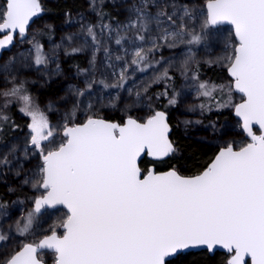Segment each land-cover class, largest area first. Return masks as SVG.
<instances>
[{"label": "snow or ice", "instance_id": "6c2138e0", "mask_svg": "<svg viewBox=\"0 0 264 264\" xmlns=\"http://www.w3.org/2000/svg\"><path fill=\"white\" fill-rule=\"evenodd\" d=\"M95 3L92 0L93 7ZM205 7L206 13L193 0H131L126 22L115 28L100 24L102 32L116 33L117 45L122 41L132 45L131 53L125 49L130 62L125 61L113 84L86 79L83 88H70L75 99L62 125L53 127L34 107L24 81L17 84L14 76L7 81L12 86L0 92L4 98L0 132L10 124L9 117L2 114L8 98L18 97L23 101L20 112L31 119L25 156L29 148L40 156L34 178L24 183L43 190L33 208L15 221V233L31 234L42 209L63 206L66 212L38 241L22 242L10 253L0 254V264H44L41 250L53 253V264H167V257L201 246L212 253L217 247L225 250L221 264H264V0H207ZM42 11L40 0H2L0 33L5 35L0 50L10 46L17 35L23 39L30 21ZM97 15L103 20L105 14L99 11ZM200 17L203 22L197 30L193 21ZM223 22L233 26L234 39L230 36L226 41L225 54L216 62L226 68L230 82L209 86L199 81L191 68L197 63L191 47L179 67L185 79L191 71L198 96L215 100L212 94L219 92L216 109L233 108L249 141L238 148L234 142L227 143L196 175L183 176L175 168L160 173L153 167L142 170L138 166L142 155L160 159L177 151L168 138L166 113L153 110L145 120L126 113L122 123L111 122L94 114V105L85 106L82 97L96 83L124 88L130 68L141 73L151 69L150 78L127 89L129 95L135 89L137 100H142L154 84L173 79L169 69L175 64L165 59L162 49L199 45L208 39L210 26ZM87 34L93 45L100 44L93 26L87 27ZM29 43L36 51L34 64L46 66L40 46ZM80 51L82 47H72L65 54ZM104 52L108 54L109 49L105 47ZM157 53L159 59H155ZM122 59L116 56V60ZM13 62L10 58L0 65V73H9ZM95 63L94 52L90 64L95 67ZM86 71L80 70L81 74ZM233 92L241 94L240 103L232 102ZM161 95L169 94L164 91ZM177 95L168 98V105L178 103ZM115 99L118 97L109 106L115 107ZM200 108L208 110L203 103ZM81 111L84 119L77 122ZM15 153L13 145L0 155V168L9 165V157ZM6 207L0 202V209ZM7 216L6 211L0 212V217ZM12 230L9 225L5 232L0 221V249H6Z\"/></svg>", "mask_w": 264, "mask_h": 264}, {"label": "rangeland", "instance_id": "374dc122", "mask_svg": "<svg viewBox=\"0 0 264 264\" xmlns=\"http://www.w3.org/2000/svg\"><path fill=\"white\" fill-rule=\"evenodd\" d=\"M193 2L206 13L207 0H193ZM40 3L43 9L42 14L28 27L25 39L20 40L17 35L10 48L3 51V55L1 54L0 65L10 58H14V62L10 65L9 73H0V92L12 86L7 81L13 76L16 78L15 83L25 82L24 87L29 96L32 88L42 90V88L54 87V90L51 89L49 93L31 100L34 107L44 114L50 125L55 127L63 124L62 118L74 102L75 98L72 96L70 88H83L86 79L104 80L108 84H113L117 81L125 61L130 62L131 57L125 55V49L131 53L132 45L127 41H122L121 45H117L115 43L116 33L102 32L99 25L102 23L111 24L115 28L118 24L126 22L129 15L127 9L131 0H105L103 4L100 3V0H96L95 7L92 5V0H40ZM99 11L105 14L103 20L97 15ZM202 22L203 17L193 21L197 30ZM88 26H93L100 40L99 45H93L92 38L87 34ZM206 32L208 39L199 45H180L175 49H162L165 59L174 62L175 67L169 69V74L177 79V83L168 91V97L161 95L167 81L154 84L149 89L147 96L152 97L151 90L154 87L157 88V94L152 97L151 101L147 96L138 101L135 89H133V94L129 95L128 88H133L134 84H141L142 81H146L153 75L151 69L141 73L130 68L128 72L130 79L125 82L124 88H105L103 84L96 83L91 93L82 97L84 105L91 102L94 105L92 110L94 114L110 121L119 122L125 118L126 113L145 120L154 110L156 96L160 98L161 95L166 102L164 112L167 114L172 130L170 141L173 144L177 145L179 141H188L205 152L212 151V154L227 143L234 142L238 148L248 142V139L245 137L240 123L231 116L233 108L217 110L215 105L220 102L218 91L212 94L213 97H217L215 100L212 97L198 96L197 82L191 79V71L188 79L181 75L180 62L189 47L192 48L197 62L191 66L192 70L195 71L196 67L202 66L226 72V68L217 63L216 58L225 54V43L230 36L233 38L231 29L224 26L215 28L210 26ZM69 36L72 37L71 41L67 39ZM29 41H34L40 46L41 54L48 61L46 66L34 64L36 51ZM58 45L59 47H57ZM72 47H82V51L66 55V51L70 52ZM105 47L109 49L108 54L104 52ZM94 52L95 67L90 64ZM118 55L124 59L116 60ZM70 57L73 60L81 59L82 65L68 63L69 68L65 69L62 61L64 58L70 59ZM159 57L160 54L157 53L155 59H159ZM208 61H212V63L209 64ZM57 65H59L58 73L56 72ZM161 68L162 65H157V69ZM80 70L87 71L81 74ZM198 78L199 81L206 82L209 86L213 84L227 85L230 82L227 74L216 81H213L209 76L198 75ZM174 93L178 94V103L175 106H170L168 98ZM117 97L115 107L109 106V102ZM8 100L11 107L15 105V113L11 118L14 121L12 124L16 126L12 128L17 132L9 134L7 137H0V155L7 152L13 145L16 146V153L9 157L11 160L9 165L0 168V202L7 205L6 208L0 209V212L8 213L6 218L0 217V221L3 223L5 232L8 231L9 225L13 226V230L6 249H0V254L10 253L13 248L21 246L22 242L38 241L49 226L62 217L65 212L63 209L42 210L37 214L31 234L19 236L15 233V221L33 208V201L41 195L42 190L34 188L32 183H24L25 179L34 178V173L40 163L39 153L34 149L29 148L27 156H25L30 132L28 124L31 119L19 110L23 107V101L18 97H9ZM240 101L241 98L233 92L232 102L236 104ZM202 103L207 105L208 110L200 108ZM189 108L192 110L190 111ZM220 112H228L231 118L220 121L208 119L209 114ZM2 113H5V109L2 110ZM77 117V122H82L84 113L78 112ZM185 121L189 123L186 124ZM60 139L61 137L57 135L56 143H59ZM47 146L51 147L52 145L48 144ZM172 168H175L181 175H185L181 167L174 165ZM17 172H20V175H16ZM40 255L44 264H53V254L42 252Z\"/></svg>", "mask_w": 264, "mask_h": 264}, {"label": "trees", "instance_id": "16d2710c", "mask_svg": "<svg viewBox=\"0 0 264 264\" xmlns=\"http://www.w3.org/2000/svg\"><path fill=\"white\" fill-rule=\"evenodd\" d=\"M55 10V9H54ZM199 74L202 76H209L212 78L213 81H216L218 78L222 76H226L225 71H217L212 68H203L202 66L198 67ZM52 88H44L40 89V93L47 94L50 92ZM38 92V90H37ZM30 98L32 100L37 99L33 92L30 91ZM37 94V93H36ZM4 103V98L1 97L0 99V105ZM15 105L11 107L8 104V107L5 108V113H2L9 117L10 124L9 126H6L4 129V132H1L0 137H7V135H11L14 132H17V130L13 129L11 127L12 122V114L15 113ZM231 116L228 112H220V113H214L209 114L208 119L209 120H225L230 119ZM177 151L174 153L171 157L167 158L166 160L158 163H152L146 159H142L140 161L139 166L143 170L146 167H149L151 165L154 166L155 171H165L167 169L172 168L174 165H177L178 167L182 168L184 176L187 175H193L198 172H200L205 166L208 164L210 159L213 156V152L211 151H203L199 147H197L195 144H192L188 141H179L176 145ZM225 254L220 252H215L212 256H210L207 251H198V252H189L183 255H178L176 258L170 260L167 262V264H221L222 260L224 259Z\"/></svg>", "mask_w": 264, "mask_h": 264}, {"label": "water", "instance_id": "95a60500", "mask_svg": "<svg viewBox=\"0 0 264 264\" xmlns=\"http://www.w3.org/2000/svg\"><path fill=\"white\" fill-rule=\"evenodd\" d=\"M205 6H206V5H205ZM205 9H206V7H205ZM34 18H36V17H34ZM34 18L32 19V21L34 20ZM32 21H30V23H31ZM218 26H224V27H228V28H230V29H231V32H232V35H233V26H232V25L228 24L227 22H223V23H220V24H218V25L211 26V27H212V28H215V27H218ZM0 35H5V34H4V33H0ZM3 38H4V37H3ZM3 38H1V39H3ZM233 38H234V36H233ZM12 43H13V42H12ZM11 45H12V44H11ZM11 45H10V46H11ZM10 46H8V47H6V48L0 50V55L2 54L3 51L8 50V49L10 48ZM226 74H227L228 78L231 79V78L229 77L228 73H227V70H226ZM236 94L241 98V94H239V93H236ZM240 102H241V101H240ZM240 102H239V103H240ZM231 116H232V118H234L236 121H238V122L240 123V126H241V122H240V120H239V117H236V116H235L234 109L232 110ZM166 119H167V116H166ZM122 122H123V121H122ZM122 122H120V123H122ZM117 123H119V122H117ZM241 128H242V127H241ZM242 131H243V130H242ZM254 131H256L257 134H259L258 126H255V127H254ZM170 132H171V128H170V126H169L168 138H169ZM243 133H244V132H243ZM244 135H245V137H246V138L248 139V141H249L250 138L247 137L246 133H244ZM169 140H170V139H169ZM219 150H220V149H219ZM219 150L214 154V156L212 157V159L210 160V162H209L208 164H210L211 161L215 158V155L219 152ZM171 155H172V154H171ZM171 155H169V156H167V157H162V158H160V159H154V158H151V157H148V156H144V155H142V157L138 159V166H139L140 161H141L142 159H146V160H148V161H150V162H152V163H157V162H162V161L166 160L167 158L171 157ZM208 164H207V165H208ZM207 165H206V167H207ZM139 167H140V166H139ZM149 167H153V168H154L153 165H151V166H149ZM170 169H172V168H170ZM170 169H167V170H165V171H158V173H160V172H166V171H169ZM203 169H204V168H203ZM203 169H202V170H203ZM154 170H155V168H154ZM202 170H201V171H202ZM201 171H200V172H201ZM198 173H199V172H198ZM198 173H196V174H198ZM196 174H193V175H196ZM183 176H184V175H183ZM188 176H192V175H188ZM41 190H42V189H41ZM42 191H43V190H42ZM56 209H63V210L66 212V209H64L63 206H56V208H54V209H48V208H46V209H42V210H56ZM60 231L62 232V230H60ZM198 251H207V253H208L210 256H212L215 252H220V253H224V254H225V250L220 249L219 247H217L216 250H215V252L212 253V252H209V251L207 250L206 247L201 246V247H197V248H190V249L182 250V251L178 252L177 254H174V255L171 256V257H167V258H166V262H168V261H170V260L176 258L178 255H183V254H186V253H189V252H198ZM42 252H47V253L53 254L50 250H41L40 253H42ZM249 264H250V261H249Z\"/></svg>", "mask_w": 264, "mask_h": 264}, {"label": "flooded vegetation", "instance_id": "af4514ba", "mask_svg": "<svg viewBox=\"0 0 264 264\" xmlns=\"http://www.w3.org/2000/svg\"><path fill=\"white\" fill-rule=\"evenodd\" d=\"M49 10V9H48ZM47 10V11H48ZM41 14L42 13H40L36 18H34V20L30 23V25L34 22V21H36L40 16H41ZM29 25V26H30ZM4 37V35H0V39L1 38H3ZM25 37H26V35H25ZM25 37L23 38V39H21L20 37H19V39L20 40H24L25 39ZM13 44V43H12ZM2 55H3V53H2ZM2 55H0V57L2 56ZM76 62H78V63H76ZM68 63H71V65L72 64H77L78 66H81L82 65V61H81V59H78V60H73V58H71L70 57V59H68V58H64L63 59V61H62V64H63V66L65 67V69H67V68H69V65H68ZM195 71H196V74L198 75L199 74V70H198V68L196 67L195 68ZM167 84H168V86H167V88L166 87H164V91H169L170 90V88L173 86V85H175L176 83H177V79L175 78V77H173V79L171 80V81H167L166 82ZM34 91H33V90ZM31 89V92H33V94L34 95H37L38 96V98H39V96L40 95H43L44 93H40V89H38V92H37V90L35 89V88H32ZM43 89V88H42ZM54 90V89H53ZM37 93V94H36ZM157 94V88H153L152 90H151V92H150V95H152V97H154L155 95ZM37 96H36V98H37ZM157 97V96H156ZM157 101H155V105L153 106L154 108V110H159V111H165L166 110V102H165V100L163 99V96H161L160 95V98L159 99H156ZM167 115V114H166ZM125 119V118H124ZM123 119V120H124ZM107 120V119H106ZM123 120H121V121H119V122H122ZM108 121H110V120H108ZM111 122H117V121H115V120H113V121H111ZM167 122H168V119H167ZM169 124V123H168ZM170 126V125H169ZM172 131V130H171ZM170 137H171V132H170V135H169V139H170ZM171 142V141H170ZM174 145V147L177 149V147H176V144H173ZM219 150V149H218ZM217 150V151H218ZM216 151V152H217ZM215 152V153H216ZM214 153V154H215ZM174 154V153H173ZM172 154V155H173ZM214 154H213V156H214ZM171 155V156H172ZM212 156V157H213ZM212 159V158H211ZM210 159V160H211ZM210 162V161H209ZM208 162V163H209ZM206 167V166H205ZM50 254V253H49Z\"/></svg>", "mask_w": 264, "mask_h": 264}]
</instances>
